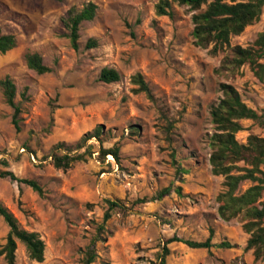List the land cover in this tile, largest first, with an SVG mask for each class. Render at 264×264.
Returning a JSON list of instances; mask_svg holds the SVG:
<instances>
[{"label": "rangeland", "instance_id": "obj_1", "mask_svg": "<svg viewBox=\"0 0 264 264\" xmlns=\"http://www.w3.org/2000/svg\"><path fill=\"white\" fill-rule=\"evenodd\" d=\"M160 1L0 0V30L17 39L13 50L0 52V82L13 79L22 110L18 131L0 87V170L43 188L40 195L0 177V203L23 229L40 234L46 244L42 264H83L103 223L106 199L121 200L126 209L112 212L107 241L97 244L94 264L260 263L246 249L250 234L244 222L225 221L218 213L225 177L212 173L210 138L215 132L211 110L223 97L220 85L232 84L244 103L264 113V83L248 64L218 72L229 50L213 54L212 46H197L192 35L197 11L170 0V14L161 16L156 12ZM89 2L98 6L97 13L82 23L75 50L64 18L72 7ZM263 31L264 11L231 37V45L248 47ZM90 39L97 42L94 48L87 47ZM28 53L40 54L50 72L29 69ZM104 68L116 69L120 81H100ZM137 73L148 82L154 101L134 92L131 78ZM169 121L174 123L171 143ZM242 125L241 143L250 134L264 138L257 123L244 120ZM97 128L100 135L76 149ZM60 144L74 148L72 153L91 146L92 155L68 169L57 168L54 157L68 153ZM115 147L118 158L102 156V149ZM173 152L183 172L177 171ZM251 185L244 182L240 191ZM170 186L181 187L182 194L155 199ZM8 232L0 217V250ZM211 233L215 246L210 250L168 243L174 236L205 241ZM224 241L234 247L217 246ZM16 255L17 264H40L20 242ZM0 264H7L1 255Z\"/></svg>", "mask_w": 264, "mask_h": 264}, {"label": "trees", "instance_id": "obj_2", "mask_svg": "<svg viewBox=\"0 0 264 264\" xmlns=\"http://www.w3.org/2000/svg\"><path fill=\"white\" fill-rule=\"evenodd\" d=\"M181 5L189 6L197 11L193 15L194 29L192 32L195 44L202 48L212 46L211 52H218L228 49L229 52L224 58L218 72H235L244 65H249L258 80L264 83V31L248 47L232 46L231 37L240 35L244 30L258 21L264 11V0H174ZM170 0H161L156 7L158 15H169L171 9ZM203 7H206L202 10ZM98 6L89 2L81 9L72 7L64 18L65 27L69 31V38L72 47L79 49L80 27L82 23L92 21L97 13ZM97 42L90 39L87 47L94 48ZM17 45L14 35L3 34L0 30V52L5 54L13 50ZM26 64L29 69L38 74L50 72L40 54L28 53ZM100 81L105 83L118 82L121 79L120 73L116 69L104 68L100 74ZM135 93H144L154 101L152 89L141 73H137L131 78ZM0 87L7 104L13 108V123L16 129L20 130L21 107L16 103V84L12 78L7 76L0 82ZM220 90L223 97L219 103L211 110L212 122L215 125V132L210 138V164L212 173L215 176L225 177L224 190L218 195V213L225 221L240 218L244 222L245 231L250 234L246 249L253 250L255 260L264 264V138L250 134L245 143L237 139V134L244 130L242 121L250 120L264 128V113H259L250 108L241 98L239 91L229 83H222ZM25 96V95H23ZM174 123L169 121L166 126L167 139L172 142V129ZM97 128L94 133H86L75 146L82 149L90 139L100 135ZM60 147L68 151L63 155L54 157V165L60 169H68L77 162L86 161L92 155V147L89 146L84 152H76L74 148L60 144ZM113 155L119 157V149H102V156ZM173 163L179 172H183L181 166L176 161L175 152L172 153ZM6 165V163H5ZM1 178H9L20 184H25L35 192L43 195L42 186L35 180L21 179L14 172L0 170ZM251 181L253 185L241 192V185ZM182 194V188L173 189L171 186L162 189L155 199H162L172 194V192ZM139 202L145 203L147 199ZM108 208L104 214L103 223L99 225L97 234L87 247L83 264H94L98 258L97 244L107 241L106 223L112 218V212L125 210L126 206L121 200L106 199ZM0 217L3 218L9 228L6 243L0 250V255L4 257L7 264H17L18 243H22L31 260L37 263H44L46 244L40 234L35 231L23 229L18 219L12 212L0 203ZM213 233L205 241H193L177 236L168 240V243L181 242L190 248L208 249L215 246L212 242ZM217 246L222 248H232L229 242H222ZM168 249L165 248V255Z\"/></svg>", "mask_w": 264, "mask_h": 264}]
</instances>
